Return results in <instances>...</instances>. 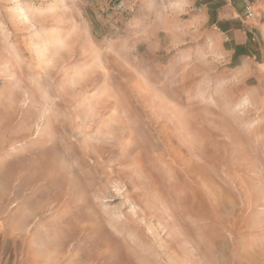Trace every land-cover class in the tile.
Here are the masks:
<instances>
[{
  "label": "rangeland",
  "instance_id": "1",
  "mask_svg": "<svg viewBox=\"0 0 264 264\" xmlns=\"http://www.w3.org/2000/svg\"><path fill=\"white\" fill-rule=\"evenodd\" d=\"M208 2L0 0L20 260L264 264V86L229 76Z\"/></svg>",
  "mask_w": 264,
  "mask_h": 264
},
{
  "label": "crops",
  "instance_id": "2",
  "mask_svg": "<svg viewBox=\"0 0 264 264\" xmlns=\"http://www.w3.org/2000/svg\"><path fill=\"white\" fill-rule=\"evenodd\" d=\"M249 1L252 2L255 8V17L244 18L243 2L241 0H233L232 2L210 0L208 2L209 7L205 9L206 12L200 16L199 20H202L201 22L211 20L216 23V31L211 37L217 48V53L220 54L222 59H228L231 62L234 57L236 59L242 57L240 63L234 64L229 76L234 79L237 78L239 82H251L253 80L255 83L264 86V0ZM213 9L214 12L212 11ZM249 32H256L253 33L254 38L259 39L263 44V46L256 48L257 51H254L255 47L249 41ZM17 137H19L18 132L15 135V139ZM11 139V135H8L5 144L7 145ZM2 142L3 140L0 139V151L5 146ZM25 162V160L24 163L17 162V165L25 166ZM10 165L7 159L2 158L0 152V200L3 199V201L7 200L8 202L0 201V264H19V262L21 264H29L26 258L19 259L18 240L15 237L17 229L22 228L25 219L21 220L19 225L14 223L12 210L8 206L10 204L9 200L16 196V183L13 184L15 180L8 178L10 170L8 166ZM27 187L28 184L24 182L19 186V189H27ZM24 206H27V204ZM90 251L89 254L91 255L88 260L84 262L80 259V262L78 261L75 264H114L113 259L108 261L104 257L99 256L101 254L99 247ZM127 260L128 258L120 261L123 262L122 264H128Z\"/></svg>",
  "mask_w": 264,
  "mask_h": 264
},
{
  "label": "built area",
  "instance_id": "3",
  "mask_svg": "<svg viewBox=\"0 0 264 264\" xmlns=\"http://www.w3.org/2000/svg\"><path fill=\"white\" fill-rule=\"evenodd\" d=\"M226 2H232L233 0H225ZM243 2V16L245 19L255 17L256 11L251 1L241 0Z\"/></svg>",
  "mask_w": 264,
  "mask_h": 264
},
{
  "label": "bare ground",
  "instance_id": "4",
  "mask_svg": "<svg viewBox=\"0 0 264 264\" xmlns=\"http://www.w3.org/2000/svg\"><path fill=\"white\" fill-rule=\"evenodd\" d=\"M52 153H54V152H52ZM50 159H52V158H50ZM50 161V160H49ZM54 163H55V161H54ZM58 165V164H57ZM56 165V166H57ZM64 165V164H63ZM55 166V165H54ZM65 168V167H64ZM50 169V168H49ZM54 169V168H53ZM56 169V168H55ZM55 175H57V174H55ZM60 176V175H59ZM66 177H68V176H66ZM59 178V177H58ZM61 178V177H60ZM51 179V178H50ZM62 180V179H61ZM67 182V181H66ZM74 189H78V188H80L79 186H78V182L77 181H74V184H73V186H72ZM70 188V187H69ZM71 191V190H70ZM73 191V190H72ZM73 194V193H72ZM77 196V195H76ZM75 198V197H74ZM65 202H66V200H65ZM64 203V202H63ZM68 202H66V204H67ZM87 219V218H86Z\"/></svg>",
  "mask_w": 264,
  "mask_h": 264
}]
</instances>
